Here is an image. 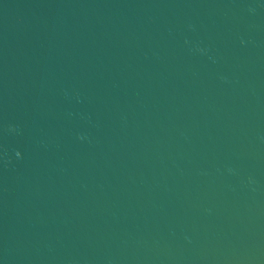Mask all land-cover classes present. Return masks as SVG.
<instances>
[{
  "label": "water",
  "instance_id": "obj_1",
  "mask_svg": "<svg viewBox=\"0 0 264 264\" xmlns=\"http://www.w3.org/2000/svg\"><path fill=\"white\" fill-rule=\"evenodd\" d=\"M0 264H264V0H157L0 203Z\"/></svg>",
  "mask_w": 264,
  "mask_h": 264
}]
</instances>
